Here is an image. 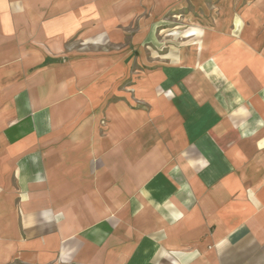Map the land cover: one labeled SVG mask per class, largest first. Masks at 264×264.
<instances>
[{
	"label": "crops",
	"instance_id": "obj_1",
	"mask_svg": "<svg viewBox=\"0 0 264 264\" xmlns=\"http://www.w3.org/2000/svg\"><path fill=\"white\" fill-rule=\"evenodd\" d=\"M13 1L0 0V51L16 34L19 67L0 59V264H264V0H208V28L166 54L156 19L201 16L202 0ZM134 18L125 59L68 52ZM133 65L148 109L120 90Z\"/></svg>",
	"mask_w": 264,
	"mask_h": 264
},
{
	"label": "rangeland",
	"instance_id": "obj_2",
	"mask_svg": "<svg viewBox=\"0 0 264 264\" xmlns=\"http://www.w3.org/2000/svg\"><path fill=\"white\" fill-rule=\"evenodd\" d=\"M202 6L204 9L201 12V16L197 13H194L196 16L194 18L197 19V21H194V18H191L188 16V13L192 11L191 6L185 7L184 10H182L180 13H168L164 17H161L160 19H156L158 26L156 35L157 39L159 41V49L157 51L158 54H166L167 51L171 50V52L178 51L180 49L186 50V53L188 52L186 48H188V45H191L192 39L191 38H182L188 37L187 31L190 28L200 26L202 29H207L209 26V20H208V10H209V4L210 2L208 0H202ZM7 4H9L8 10L16 9V1L8 0ZM26 6H28V2L25 3ZM27 8V7H26ZM200 18V23L198 25V19ZM202 19V20H201ZM26 25L28 26L29 22L27 20V17L25 18ZM139 21L140 19H132L130 22L125 23L124 26L120 28V37L118 34L111 35L110 42L105 43L104 45H97L94 46H88L83 45L84 42H81V40H73L71 43L73 44L71 48L68 49V52H77V53H88L91 56H96L98 53H106V55L110 52H118L120 51L122 53V59H125L124 53L127 51L128 48L125 49V47H128L130 45L131 37L137 32L139 29ZM214 24V22H213ZM216 24V23H215ZM26 33V44H25V50L26 54H30V52L34 51V46L32 43V38L34 34ZM38 36V32L35 34ZM9 41L11 38H14L12 41H10V48H7L5 50L0 51V59L7 60V64H9V68L18 69V61L16 59V45H15V38L16 34H9ZM121 48V49H120ZM125 49V50H124ZM191 53V51H189ZM29 57V56H28ZM127 63V60H126ZM4 66V65H3ZM1 67V66H0ZM138 68L139 70H143V67H138L136 65L131 66V71L129 74H133L125 78L121 83L120 90L122 92V95L128 100L129 99V91H132L131 97L133 98L134 90L133 88H130V86L134 85L132 82L133 80H139V77H136V73L133 72L134 69ZM142 68V69H140ZM33 70H36L37 67H32ZM146 71L150 70L145 68ZM31 72V73H32ZM147 74V73H146ZM137 78V79H136ZM138 82V81H137ZM144 84L143 81L138 82L139 86H142ZM170 93V91H167V93ZM166 93V94H167ZM132 100V99H131ZM133 98V105L134 109H148L147 105L145 104L142 97L139 95L137 96L136 100Z\"/></svg>",
	"mask_w": 264,
	"mask_h": 264
}]
</instances>
